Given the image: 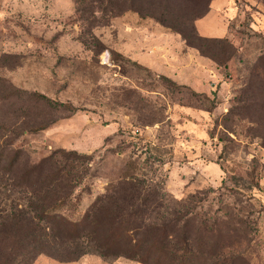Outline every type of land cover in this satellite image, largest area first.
I'll list each match as a JSON object with an SVG mask.
<instances>
[{
    "label": "rangeland",
    "instance_id": "rangeland-1",
    "mask_svg": "<svg viewBox=\"0 0 264 264\" xmlns=\"http://www.w3.org/2000/svg\"><path fill=\"white\" fill-rule=\"evenodd\" d=\"M46 174L90 186L75 217L162 185L144 224L173 241L148 264H264V0H0V187ZM186 238L201 261L170 257ZM131 248L31 264H146Z\"/></svg>",
    "mask_w": 264,
    "mask_h": 264
},
{
    "label": "trees",
    "instance_id": "trees-1",
    "mask_svg": "<svg viewBox=\"0 0 264 264\" xmlns=\"http://www.w3.org/2000/svg\"><path fill=\"white\" fill-rule=\"evenodd\" d=\"M70 156L80 157L76 154ZM82 178V175H73L69 183L81 184ZM25 186L17 187L16 194L14 185L9 189L7 186L0 187L3 199L0 201V246L7 250L0 253V264H31L40 254L61 262L75 261L85 254H97L107 259L121 255L118 251L125 245L132 247L129 253L124 254L127 258L139 259L146 264L151 261L159 263L166 256V249L163 248L165 241H173L162 234L163 227L157 228L156 225L147 230L148 225L144 224L156 210H151L154 204L155 208L167 205L168 195L162 185L152 190H144L142 185H111L76 217L69 215L68 209L73 202L88 194L89 185H62V179L50 180V175L46 174L37 185ZM7 192H13L16 197L10 200L13 195ZM189 200L190 203L197 201L195 203L199 204L194 196ZM167 214L178 221V213ZM167 224L164 227L175 225L173 221ZM134 231L140 236L139 242L133 240ZM144 231H150V234L145 237ZM148 240L151 241L150 245L140 254ZM188 240L186 238L181 242V248L169 251L170 257L174 259L179 251L183 260L199 257L201 261L204 253L193 250ZM240 255L230 259L229 264L238 261Z\"/></svg>",
    "mask_w": 264,
    "mask_h": 264
}]
</instances>
